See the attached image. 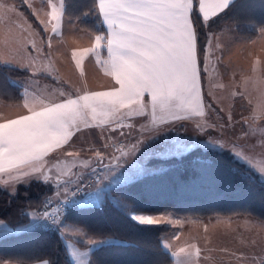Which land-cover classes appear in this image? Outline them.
<instances>
[{"label":"crops","instance_id":"1","mask_svg":"<svg viewBox=\"0 0 264 264\" xmlns=\"http://www.w3.org/2000/svg\"><path fill=\"white\" fill-rule=\"evenodd\" d=\"M116 1L105 0L109 8L107 14H112L116 19L112 35H117L118 44H112L109 37L108 50L103 45V53V46L99 47L100 57H107L108 61L107 66L103 67L100 89L67 95L61 99L27 102L20 85L21 100L12 102L0 98L1 187L8 190L9 186H17L18 183L33 178L46 179L61 173L64 175L58 176L63 180V176L69 173L66 169L70 160L67 159L65 164H61V160L73 156L75 148L81 146V135L85 139L89 137L93 143L94 128L106 127L107 136L113 134L119 138V131L132 128L126 126L125 121L143 114L163 116L161 118L166 122L196 112L199 114L200 110L192 108L197 106H192L190 102V99L197 98L193 89L192 92L190 90L191 84L199 83L200 79H196L194 72L191 75L188 70L190 66L198 65V55L191 53L196 50V38L189 28V1L185 0V12L182 0H164L161 6L152 5L148 11L130 18L113 13L116 7L112 9L110 6L116 4ZM144 1L148 3L152 0ZM263 29L264 25L255 29L257 36L252 38H243L234 29L215 30L213 34L216 36L211 45H208L209 40L205 43L204 55L213 68H217L218 77L214 79V89L221 92V84L228 77L235 84L230 91L231 115L228 112L225 115H236V120L230 124L228 134L224 133L227 131L221 126L216 128L223 142L222 146L226 145L222 149H229L237 159L264 179ZM225 33L230 36L225 41L226 44L222 42ZM72 38L70 34L69 39ZM113 48L116 49L115 52ZM62 52L57 53L56 66L57 62L59 68L63 65L71 66L65 62L66 58L62 57ZM186 59L191 63H186ZM174 66L178 75L173 72ZM110 67L114 70L110 71ZM255 77L263 80L261 94L256 93ZM241 89H245L247 94L239 92ZM258 95V100L254 103V98ZM215 104L220 106L221 102L215 100ZM239 104L244 108L241 114L238 111L239 106L237 107ZM219 114L225 118L220 110ZM115 124L117 127H114ZM104 149L107 151L110 148L99 147L98 156L103 154ZM78 153L89 155L88 152L80 150ZM103 161L104 158L99 160L96 168H101ZM48 165L55 167L51 166L54 168L53 175L48 174L47 177ZM69 184L71 187L76 186V183L71 182L60 183L56 185L51 198H67L68 205H79L74 200L69 201L73 196L71 192L65 191ZM77 192L80 196L87 193L85 188ZM155 214L159 213L130 212V216L142 224L155 222H147L146 219H137L138 217L152 218ZM200 222L204 231L198 235H173L168 239H173V247H167L162 236L163 246L173 257L172 264H180V260H183L181 264H187L188 259L189 264H264V221L241 216L214 217ZM29 226H50L57 229L65 237L67 254L73 264L93 263L89 257L90 250L86 253L87 256L80 252L70 255L68 241L71 248L78 251L83 248L91 249L109 240L91 235L84 229L83 233L78 230L81 227L62 221L61 216L53 222H48L40 214L35 220L30 218L28 225L24 227ZM22 228L23 226L12 227L8 223L5 225L0 222V236ZM173 229L172 227L169 233ZM74 240L86 242L87 245L80 246ZM191 251H194V254H191ZM0 264L48 263L44 260L20 262L0 258Z\"/></svg>","mask_w":264,"mask_h":264},{"label":"rangeland","instance_id":"2","mask_svg":"<svg viewBox=\"0 0 264 264\" xmlns=\"http://www.w3.org/2000/svg\"><path fill=\"white\" fill-rule=\"evenodd\" d=\"M22 1L41 30L12 0H0V64L13 65L28 70L27 76L15 81L22 85L25 101L61 99L67 95L100 89L103 67L107 66L108 61L107 57L103 59L100 57L99 47L104 45L108 50L109 37H111L112 44H115V46L118 44L117 35H112L114 32L113 27H116V19L114 16L112 17V14H107L109 8L105 4V0H97L96 6V12L100 15V25L104 28L103 33H90L80 29L74 19L67 18L64 15L63 0ZM188 1L189 28L192 34L195 35V41H197V28L192 18V10L196 9L201 20L207 23L223 12L233 0ZM255 1L250 2L244 12L238 13L239 16L240 14L244 15L241 18H244V22H249L247 27H251L253 30L263 26L251 21L252 16L256 19L257 16L262 14L261 11L256 10ZM258 1L260 0L256 2ZM116 2L115 5L110 6L112 9L116 7V12L113 11V13L130 18L148 11L152 5L161 6L164 0H152L148 3H144V0H117ZM182 2L184 3L185 12V4L187 3L185 0H182ZM178 19L181 21L179 14ZM221 28L224 31L236 29L231 21H226L218 29L207 31L205 43L209 40L208 45L210 46L216 36L213 31L222 30ZM262 33H264V29ZM70 34L73 37L72 40L69 39ZM229 37L225 33L222 42L226 44L225 41ZM205 43L203 51L199 53L196 42V50L191 51V53L198 55V65L196 67L195 64L188 68L191 75L194 72L195 78L200 79L199 83L191 84L190 88L191 92L193 89L197 96L195 99H190L191 105L197 106L192 108H196L197 111L200 110L199 114L196 112L168 122L161 118L163 116L154 115L153 117L151 114H143L135 119L126 120V126L132 128L119 131V138L113 136V134L107 136L106 127L94 128L93 143L89 137L85 139L81 135V146L75 148L73 156L63 158L60 162L65 164L67 159L70 160L66 169L69 173L63 176V180L58 175H64V173L49 178L57 180V185L60 183L68 184V182L76 183L74 187L69 184L65 190L66 193L71 192L73 194L70 197V202L74 200L78 204L98 203L102 198L103 191L109 186L124 183L132 178L159 171L165 167L164 163L156 162L155 159L173 155L179 156L197 147V145L214 149L226 147V145L222 146L223 142L216 128L221 126L227 131L224 133L228 134L230 124H233L236 120V115L230 117V91L235 84L228 77L221 84V92L214 89V79L218 77L217 68L214 69L212 63H209L208 58L204 55ZM113 50L116 51L115 48ZM60 51H63L62 57L66 58L65 62H68L71 66L65 67L63 65L62 68H59L58 62L56 66L57 53ZM186 63H191V61L186 59ZM109 69L110 71L114 70V68L112 70V67ZM172 69L174 74L178 75L175 66ZM262 82L263 80H258L255 77L254 87L258 94L263 92ZM239 92L247 94L245 89H241ZM219 97L221 100H219ZM258 97L259 95L254 98V103L258 100ZM215 100L220 101L221 105L217 106ZM238 106L239 114H241L244 109L242 108L243 105L239 104ZM219 110L224 115L227 112L230 115L227 114L224 118L219 114ZM114 127H117V124ZM101 146L104 148L108 146L110 149H107V151L104 149L103 154L98 156V148ZM79 150L88 152L89 155L84 156L78 153ZM102 158H104V161L101 168H96ZM51 166L55 167L54 165ZM51 166L48 165L46 168L47 177L48 174L53 175L54 168ZM15 188L16 186L12 185L8 187V190L14 191ZM83 188L87 193L82 196L78 195L80 193L77 190ZM51 199L54 200V198ZM38 213V208L28 209V214L32 220L38 218L40 215ZM152 218L158 221L155 224L171 225L174 228L171 233L163 235V243L167 247H173V239L168 240L173 235L181 237L200 234L204 231L200 220L210 219L179 217L172 213H159L153 215ZM0 222L7 224L4 219H0ZM37 225H40V223H37ZM78 230L84 233L83 229L78 228ZM65 233L69 234L68 232ZM77 238L82 239L83 237ZM69 244L71 243L68 241L67 247L70 250V255H76L74 252H80L82 255L87 256L86 253L90 250L89 248L80 249L77 247L80 249L77 251L72 249ZM190 253L194 254V251ZM77 256L85 260L84 257ZM190 258L192 259L193 256L191 255ZM182 262L183 260H180V264ZM189 262L188 259L186 263L189 264Z\"/></svg>","mask_w":264,"mask_h":264},{"label":"trees","instance_id":"3","mask_svg":"<svg viewBox=\"0 0 264 264\" xmlns=\"http://www.w3.org/2000/svg\"><path fill=\"white\" fill-rule=\"evenodd\" d=\"M40 30L22 0H12ZM253 0H233L213 20L204 23L196 9L192 18L197 28L199 53L209 29H218L226 21L241 37L257 32L244 22L246 6ZM257 1V0H256ZM255 1L261 16L251 21L264 25V0ZM97 0H63V13L74 19L80 29L103 33ZM246 19V18H245ZM248 20V19H246ZM102 52L104 47H101ZM104 53V52H103ZM28 70L0 64V98L16 102L22 99V87L15 81ZM165 167L146 173L103 191L98 203L68 205L62 221L81 227L87 233L109 240L89 251L93 264H172L171 253L163 246L162 236L172 230L166 224H142L130 212L172 213L179 217H241L264 221V179L229 149L195 147L179 156L155 159ZM55 179H30L18 183L14 191L0 186V218L19 231L0 236V258L20 262L44 260L48 264H73L65 247V237L50 226H29V208L40 206L54 193ZM48 221V222H53ZM78 245L86 242L74 240Z\"/></svg>","mask_w":264,"mask_h":264},{"label":"built area","instance_id":"4","mask_svg":"<svg viewBox=\"0 0 264 264\" xmlns=\"http://www.w3.org/2000/svg\"><path fill=\"white\" fill-rule=\"evenodd\" d=\"M68 208L65 198L63 199H47L39 208L40 214L47 220H54L55 216L64 213Z\"/></svg>","mask_w":264,"mask_h":264},{"label":"snow or ice","instance_id":"5","mask_svg":"<svg viewBox=\"0 0 264 264\" xmlns=\"http://www.w3.org/2000/svg\"><path fill=\"white\" fill-rule=\"evenodd\" d=\"M137 219H141V220H144V219H146L147 220V222H158L157 220H153L152 218H141V217H138Z\"/></svg>","mask_w":264,"mask_h":264}]
</instances>
